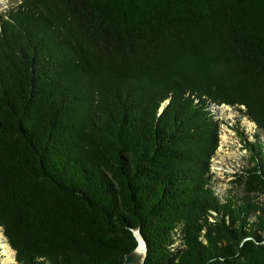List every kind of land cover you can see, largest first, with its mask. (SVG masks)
I'll list each match as a JSON object with an SVG mask.
<instances>
[{"label": "trees", "instance_id": "1", "mask_svg": "<svg viewBox=\"0 0 264 264\" xmlns=\"http://www.w3.org/2000/svg\"><path fill=\"white\" fill-rule=\"evenodd\" d=\"M212 105L252 126L223 189ZM0 227L16 264H120L134 229L142 264H264V0L0 12Z\"/></svg>", "mask_w": 264, "mask_h": 264}, {"label": "rangeland", "instance_id": "2", "mask_svg": "<svg viewBox=\"0 0 264 264\" xmlns=\"http://www.w3.org/2000/svg\"><path fill=\"white\" fill-rule=\"evenodd\" d=\"M18 1L19 0H0V12ZM209 108L218 127H220L218 128L219 143L209 164V172L212 178L217 182L218 189H223L227 187L232 178H234L233 173L236 171L237 166H239L245 158L250 156L249 151L244 148L243 143L239 139L240 135L237 133L238 131H235L233 126L237 124L236 120H238V122L240 121L241 124L239 123V128H241V131L246 136L249 135L248 132L252 126L247 120L243 118L239 119L238 113L230 106L212 105ZM0 232L2 233L1 227ZM2 243L3 241L0 242V244ZM2 249L3 248L0 247V252ZM6 256V254L0 253V264L1 260ZM10 257L9 264H16L13 251Z\"/></svg>", "mask_w": 264, "mask_h": 264}, {"label": "water", "instance_id": "3", "mask_svg": "<svg viewBox=\"0 0 264 264\" xmlns=\"http://www.w3.org/2000/svg\"><path fill=\"white\" fill-rule=\"evenodd\" d=\"M132 233H133L134 238L136 240V244L130 252H128L124 255V259L120 264H142V262L145 259V256L147 253L146 241L142 237V235L140 234L138 229H134ZM4 239H5V237H4ZM5 242L7 243L6 239H5Z\"/></svg>", "mask_w": 264, "mask_h": 264}, {"label": "bare ground", "instance_id": "4", "mask_svg": "<svg viewBox=\"0 0 264 264\" xmlns=\"http://www.w3.org/2000/svg\"><path fill=\"white\" fill-rule=\"evenodd\" d=\"M0 242L3 241L2 244H0V247L3 248L1 250V254H6L7 256L1 260V264H9L10 263V254L12 255V249L8 246V244L5 242L4 236L0 232ZM11 252V253H10Z\"/></svg>", "mask_w": 264, "mask_h": 264}, {"label": "built area", "instance_id": "5", "mask_svg": "<svg viewBox=\"0 0 264 264\" xmlns=\"http://www.w3.org/2000/svg\"><path fill=\"white\" fill-rule=\"evenodd\" d=\"M220 106H223V105H220ZM224 106H226V105H224Z\"/></svg>", "mask_w": 264, "mask_h": 264}]
</instances>
